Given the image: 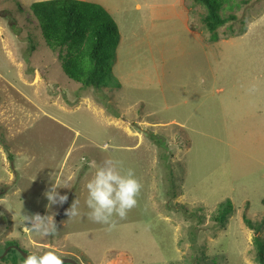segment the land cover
Masks as SVG:
<instances>
[{
	"label": "rangeland",
	"instance_id": "rangeland-1",
	"mask_svg": "<svg viewBox=\"0 0 264 264\" xmlns=\"http://www.w3.org/2000/svg\"><path fill=\"white\" fill-rule=\"evenodd\" d=\"M33 1L0 0V255L14 240L79 264H259L253 236L264 227L243 216L264 220V0H222L226 21L213 31L200 0H89L120 33V86L100 89L63 72ZM110 158L142 187L124 218L98 223L85 185ZM53 183L67 209L79 200L78 216L46 207ZM36 213L54 214L55 235L30 229ZM12 249L0 264L22 263Z\"/></svg>",
	"mask_w": 264,
	"mask_h": 264
},
{
	"label": "trees",
	"instance_id": "trees-1",
	"mask_svg": "<svg viewBox=\"0 0 264 264\" xmlns=\"http://www.w3.org/2000/svg\"><path fill=\"white\" fill-rule=\"evenodd\" d=\"M200 1L207 9L204 21L211 31L226 21V17L219 13L222 0ZM29 10L37 20L46 45L59 50L61 68L69 78L84 87L96 89L108 84L120 86L119 81L111 76L120 33L113 16L101 4L89 0H37L30 3ZM152 140L157 145L163 144L156 136H152ZM231 212L232 203L226 199L219 203L214 220L223 224ZM243 220L255 233L264 227V220L259 224L246 216ZM253 242L256 260L264 264V238L254 235ZM12 244L21 247L18 241L6 242V246ZM7 256L5 254L2 259ZM20 257L23 261L24 257Z\"/></svg>",
	"mask_w": 264,
	"mask_h": 264
},
{
	"label": "clouds",
	"instance_id": "clouds-1",
	"mask_svg": "<svg viewBox=\"0 0 264 264\" xmlns=\"http://www.w3.org/2000/svg\"><path fill=\"white\" fill-rule=\"evenodd\" d=\"M58 187L60 186L53 183L51 190L44 194L49 201L46 205L49 209L52 205L63 204L68 199L67 194L61 195L56 190ZM85 187L88 217L94 222L109 223L114 215L124 218L127 211L136 206L142 185L133 168L123 169L119 160L110 158L95 167ZM66 214L69 218L80 214L77 198L66 209ZM25 222L34 233L41 236H51L57 232L54 214L27 215ZM22 264H63V260L54 251L33 252L23 259Z\"/></svg>",
	"mask_w": 264,
	"mask_h": 264
},
{
	"label": "water",
	"instance_id": "water-1",
	"mask_svg": "<svg viewBox=\"0 0 264 264\" xmlns=\"http://www.w3.org/2000/svg\"><path fill=\"white\" fill-rule=\"evenodd\" d=\"M69 200H70V197H68L67 201L64 202L61 207L59 208L57 214H56V219L57 220H61L65 214V211L67 209V206H68V203H69ZM9 247L7 248L10 249V248H15L17 249V251L25 258L27 255H29V253H27V251H25V249L19 247L18 245L16 244H12V245H8ZM6 250V251H7ZM6 251L5 253L1 254L0 257H3L5 254H6ZM62 260H63V263H71V264H79L78 261H76L75 259L71 258V257H66V256H62L61 257Z\"/></svg>",
	"mask_w": 264,
	"mask_h": 264
}]
</instances>
